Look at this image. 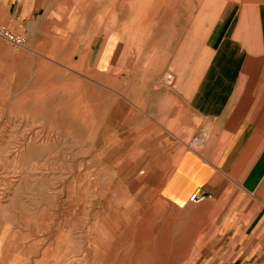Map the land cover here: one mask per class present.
Wrapping results in <instances>:
<instances>
[{
	"label": "rangeland",
	"instance_id": "obj_1",
	"mask_svg": "<svg viewBox=\"0 0 264 264\" xmlns=\"http://www.w3.org/2000/svg\"><path fill=\"white\" fill-rule=\"evenodd\" d=\"M199 1L0 0V29L24 37H0V264L238 260L226 230L248 212L264 223V59L243 66L255 136L231 174L195 189L212 148L188 106L206 59ZM122 51L144 64L116 65ZM254 251L264 260V240Z\"/></svg>",
	"mask_w": 264,
	"mask_h": 264
},
{
	"label": "crops",
	"instance_id": "obj_2",
	"mask_svg": "<svg viewBox=\"0 0 264 264\" xmlns=\"http://www.w3.org/2000/svg\"><path fill=\"white\" fill-rule=\"evenodd\" d=\"M207 1H199L196 24L197 30L204 34L206 59L189 94L188 106L198 116L209 121L208 134L202 132L206 135H201L199 144L205 142L206 148H212L209 154L208 151L207 154H199L197 168L191 173L198 177L195 189L206 187L214 179L231 174L255 136L258 125L244 115L248 106L244 99L243 66L249 58L264 59V0H236L232 7L223 5L219 12H206ZM182 12L191 11L184 8ZM109 38L98 61V66L103 69L108 67L114 52V37ZM123 54L122 51L116 65L128 68L129 64H144L125 60L126 55L123 58ZM172 79L170 75H165L163 82L169 84ZM138 136L135 134V137ZM209 155H213V158ZM192 159L196 161L197 158ZM194 192L198 193L197 190ZM248 215L238 216L231 228L226 230L229 235L227 239L239 242L237 247L241 252L238 260L218 264H264V260L257 256L260 253L254 251V241L264 240V223H257L254 216ZM240 242L243 243L240 245Z\"/></svg>",
	"mask_w": 264,
	"mask_h": 264
},
{
	"label": "built area",
	"instance_id": "obj_3",
	"mask_svg": "<svg viewBox=\"0 0 264 264\" xmlns=\"http://www.w3.org/2000/svg\"><path fill=\"white\" fill-rule=\"evenodd\" d=\"M0 37L5 39L7 42H9L14 46H21L24 41V37L22 35L14 34L5 28L0 29ZM204 198L205 195L198 192L191 196V201H193L194 203H198L202 201Z\"/></svg>",
	"mask_w": 264,
	"mask_h": 264
},
{
	"label": "bare ground",
	"instance_id": "obj_4",
	"mask_svg": "<svg viewBox=\"0 0 264 264\" xmlns=\"http://www.w3.org/2000/svg\"><path fill=\"white\" fill-rule=\"evenodd\" d=\"M197 192L193 193V194H196ZM99 260V259H98Z\"/></svg>",
	"mask_w": 264,
	"mask_h": 264
}]
</instances>
